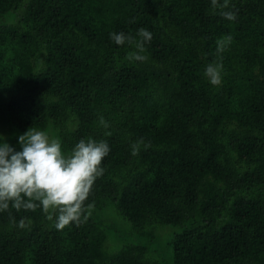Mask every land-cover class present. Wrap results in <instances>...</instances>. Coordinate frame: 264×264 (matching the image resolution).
Returning <instances> with one entry per match:
<instances>
[{"label":"trees","instance_id":"obj_1","mask_svg":"<svg viewBox=\"0 0 264 264\" xmlns=\"http://www.w3.org/2000/svg\"><path fill=\"white\" fill-rule=\"evenodd\" d=\"M231 6L234 21L211 0H0L3 142L21 151L36 127L65 153L110 146L86 222L0 212V264H264V0ZM142 27L148 59L130 61L111 33Z\"/></svg>","mask_w":264,"mask_h":264},{"label":"clouds","instance_id":"obj_2","mask_svg":"<svg viewBox=\"0 0 264 264\" xmlns=\"http://www.w3.org/2000/svg\"><path fill=\"white\" fill-rule=\"evenodd\" d=\"M213 11L225 19H237L238 10H231V0H211ZM115 44H128L135 48L129 52L130 61H146L148 57L145 43L152 40V33L140 28L135 35L131 33H111ZM228 35L217 40V59L207 64L204 75L209 82L218 86L222 82V53L232 43ZM100 123L108 127L101 117ZM0 134V212L9 210L35 211L42 208L47 219L54 220V227L63 230L75 223L86 222L94 208L88 201L96 180L103 176V161L110 153L106 140L92 138L81 139L71 150L65 153L61 141L52 138L47 130L29 128L19 137L21 151H16L3 142ZM141 147H150L140 138L131 145L132 155L139 154ZM27 226L25 219L19 221V227Z\"/></svg>","mask_w":264,"mask_h":264},{"label":"rangeland","instance_id":"obj_3","mask_svg":"<svg viewBox=\"0 0 264 264\" xmlns=\"http://www.w3.org/2000/svg\"><path fill=\"white\" fill-rule=\"evenodd\" d=\"M127 227H129V226L127 225V226H126V228H127ZM167 228H170V229H175L174 227H169V226H168ZM177 230H178V229H177Z\"/></svg>","mask_w":264,"mask_h":264}]
</instances>
